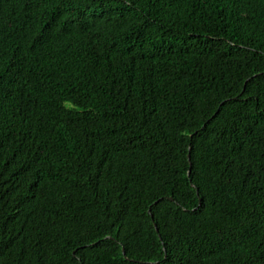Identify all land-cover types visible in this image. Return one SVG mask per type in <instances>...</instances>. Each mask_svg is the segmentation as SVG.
Instances as JSON below:
<instances>
[{
    "label": "trees",
    "instance_id": "16d2710c",
    "mask_svg": "<svg viewBox=\"0 0 264 264\" xmlns=\"http://www.w3.org/2000/svg\"><path fill=\"white\" fill-rule=\"evenodd\" d=\"M0 264H264V0H0Z\"/></svg>",
    "mask_w": 264,
    "mask_h": 264
},
{
    "label": "water",
    "instance_id": "95a60500",
    "mask_svg": "<svg viewBox=\"0 0 264 264\" xmlns=\"http://www.w3.org/2000/svg\"><path fill=\"white\" fill-rule=\"evenodd\" d=\"M191 173V170H189V174ZM172 199V198H171ZM158 230V229H157Z\"/></svg>",
    "mask_w": 264,
    "mask_h": 264
}]
</instances>
